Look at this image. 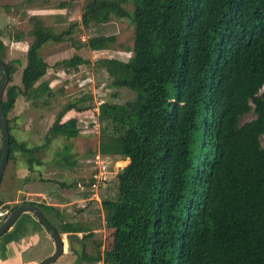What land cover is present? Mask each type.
I'll list each match as a JSON object with an SVG mask.
<instances>
[{
    "label": "trees",
    "instance_id": "1",
    "mask_svg": "<svg viewBox=\"0 0 264 264\" xmlns=\"http://www.w3.org/2000/svg\"><path fill=\"white\" fill-rule=\"evenodd\" d=\"M112 19L132 24L131 56L96 63L107 71L111 88L135 97L98 107L100 155L128 161L116 174V196L100 202L111 243L94 254L83 244L76 251L71 237L86 239L87 230L52 223L45 215L55 211L52 206L22 204L37 206L60 236L68 235L74 264H264V0H87L80 22L60 33L32 17L19 85H8L2 96L10 136L6 168L20 153L31 169L53 139L75 138L77 120L62 119L88 110L83 104L89 97L68 102L36 148L10 133L8 114L17 98L49 69L39 54L43 45L70 40L75 25L87 29ZM114 40L95 36L71 44L106 51ZM5 50L0 38L10 84L18 69L5 62ZM88 63L75 55L59 64L70 72ZM47 89L44 84L40 95ZM251 111L255 118L241 124ZM38 229L41 224L23 214L0 237V260L7 244Z\"/></svg>",
    "mask_w": 264,
    "mask_h": 264
},
{
    "label": "rangeland",
    "instance_id": "2",
    "mask_svg": "<svg viewBox=\"0 0 264 264\" xmlns=\"http://www.w3.org/2000/svg\"><path fill=\"white\" fill-rule=\"evenodd\" d=\"M87 0H21L17 4V8L11 11L9 8H4L6 2L0 1V13L5 18H0V37L6 46L5 62L14 63L17 66L18 72L13 75L12 82L8 85H19V77L21 69L25 64L26 55L23 50H16V54L11 55L9 47L13 43V36L16 32L27 34L32 28V23L27 16H33L34 12H26V7L33 8H57L61 2L68 3V15L72 16V20L64 21V25H57L52 18L45 19L48 27L53 28L54 32L60 33L66 30L71 24L80 22V14L83 5ZM16 2V0H12ZM19 6V7H18ZM11 7V6H10ZM27 7V8H28ZM131 10V6H127ZM10 11V12H7ZM16 14L17 18L10 21L8 17ZM28 13V15H27ZM51 13V12H50ZM24 16V19L21 18ZM26 16V17H25ZM30 18V17H29ZM10 21V23H7ZM20 24H18V23ZM15 24V25H14ZM73 33L65 41L59 43L49 42L39 51L40 56L49 63V70L46 76L43 77L32 89L27 96H19L15 102L14 109L8 114L9 125L11 126V134L19 142L26 144L28 148H36L45 143V135L56 119L59 111L68 102L73 100L89 97L83 104L88 107L84 113H67L62 122L75 118L77 120L78 135L72 139H66L61 136L53 139L46 147L41 148L37 154V158L43 161L42 167L38 172H34V178L47 174L50 178H57L59 172L56 167L63 164L62 158L73 160L74 166L72 174L67 173L70 169L65 168L62 173L67 182L75 181V191L73 197L79 201L73 206V213L62 212L59 222H69L87 230L86 239L81 240V234L77 237H71L72 248L80 251L83 244L88 254H94L96 249L100 251L106 250L111 243V233L105 227L104 213L100 202L104 199H113L117 193L116 174L122 170L128 163L119 157H103L106 162L107 172L105 184L92 182L93 174H97L96 163L94 156L99 154V144L101 143V125L97 121V114L94 109L103 104H123L132 100L135 97L134 92L127 89H113L110 87L111 78L107 71L98 63L101 59H115L121 62L127 61L131 56L133 46V26L128 19H112L109 23L103 25L92 24L89 28L83 29L81 25L73 26ZM4 33V34H3ZM95 36H113L114 43L109 46L106 51H92L87 47L75 49L71 42L86 43L87 40ZM30 38L29 36H26ZM32 39L30 38V44ZM78 55L89 63L82 65L78 69L65 72L59 64L64 60ZM1 79V76H0ZM46 84L48 89L44 95H40L42 86ZM260 93H264V87ZM94 114V115H93ZM255 118L251 111L241 119V124L251 121ZM97 126L93 127V122ZM68 147L65 152L64 148ZM2 148V134L0 131V149ZM65 152V153H64ZM20 153L15 154L18 157V164L25 163L20 157ZM11 163V162H10ZM8 164L5 173H3L2 182L0 185V202L15 200V194L8 191L9 183L12 182L13 164ZM14 171V170H13ZM37 180V179H36ZM52 183H46V186L53 189ZM15 204H6L0 206L1 210H7ZM64 245L68 246V235L61 236ZM74 256V255H73ZM76 258V257H75ZM74 263L76 259H74ZM73 263V264H74ZM1 264V263H0ZM101 264V263H91Z\"/></svg>",
    "mask_w": 264,
    "mask_h": 264
},
{
    "label": "crops",
    "instance_id": "3",
    "mask_svg": "<svg viewBox=\"0 0 264 264\" xmlns=\"http://www.w3.org/2000/svg\"><path fill=\"white\" fill-rule=\"evenodd\" d=\"M6 2L4 8L7 10L9 8L11 11H14L17 8V4L21 3V0H0ZM65 1V0H62ZM63 4V5H62ZM11 6V7H10ZM19 7V6H18ZM28 7V6H27ZM26 12H34L32 17H37L43 22H46L45 19L52 18L55 22H59L57 25H64V21H71L72 16L68 15L69 5L68 3L61 2L57 8H44L38 7L33 8L30 6L27 8ZM10 12V11H7ZM51 12V13H50ZM28 15V13H27ZM26 17V16H25ZM30 17V18H29ZM31 16H27V19H31ZM0 18H5L2 13H0ZM10 21L16 20L17 16L14 14L8 17ZM24 19V16L21 15V18ZM8 21L7 23H10ZM31 22V21H30ZM18 23V22H17ZM20 24V23H18ZM15 25V24H14ZM47 26V24H45ZM30 32V31H29ZM4 34V33H3ZM17 35L13 36V43H11L9 50H11V55L16 54V50L23 52L26 55L28 46L30 45V38L26 37L27 34H22V32H16ZM1 38V37H0ZM4 43V42H3ZM54 43V42H53ZM47 42L45 45H48ZM43 45V47L45 46ZM46 62V60H44ZM48 65L49 63L46 62ZM49 70V69H48ZM46 76V75H45ZM44 76V77H45ZM14 109V108H13ZM12 109V110H13ZM16 157V156H15ZM63 164L60 167H56L59 172L57 178H50L47 174H42V176H37L34 178V172H38L39 168L44 164L42 160L38 162H33L31 169L25 163L18 164V157L13 160L11 164L14 165L12 169L13 180L9 183L8 191H11L12 194H15V200L5 201L1 203V206L6 204H22V201H29L35 203H43L47 206H52L55 208L54 212L47 211L45 212L46 217L52 221L55 225H58V218L62 215V212L65 210L67 213H73V206L79 201L75 200L73 197L75 185L77 180L67 182L66 178L63 175L62 171L67 168L70 169L67 173L72 174L73 171V160L68 158H62ZM14 170V171H13ZM37 179V180H36ZM46 183H52L53 189L50 190ZM1 208V207H0ZM29 217L35 219L31 214L24 213ZM45 217V216H44ZM67 223H73L69 221ZM13 227L10 229L12 231ZM9 231V232H10ZM19 236V235H18ZM63 240V239H62ZM68 246L64 245L63 254L57 259L54 264H73L75 256L68 252ZM54 252V244L52 238L48 232L43 229H38L36 231H29L26 233L20 240L11 242L6 246L5 259L0 260L1 264H37L44 258L50 256Z\"/></svg>",
    "mask_w": 264,
    "mask_h": 264
},
{
    "label": "water",
    "instance_id": "4",
    "mask_svg": "<svg viewBox=\"0 0 264 264\" xmlns=\"http://www.w3.org/2000/svg\"><path fill=\"white\" fill-rule=\"evenodd\" d=\"M0 131L2 134V153L0 158V182L6 168L9 151H10V136L8 131V126L6 123V118L3 113L2 108V96L4 94L5 89L9 83V75L6 70L4 62L0 59ZM29 213L37 222L41 224V226L48 232L50 237L52 238L54 244V252L41 260L37 264H54L57 259L63 254L64 252V242L61 236L58 234L56 229L47 221V219L42 214L41 210L34 205L31 204H20L16 207L12 212L8 214L4 222L0 225V237L10 231V229L16 224L19 218L24 214Z\"/></svg>",
    "mask_w": 264,
    "mask_h": 264
},
{
    "label": "built area",
    "instance_id": "5",
    "mask_svg": "<svg viewBox=\"0 0 264 264\" xmlns=\"http://www.w3.org/2000/svg\"><path fill=\"white\" fill-rule=\"evenodd\" d=\"M94 112L98 115L97 108L94 109ZM96 126H97V123L94 121L93 127L95 128ZM102 158L103 157L100 155V153L94 156L95 163L97 166L96 167L97 174H93L92 180L95 182L96 186H98V184L104 185L106 181V175L108 174L106 170L107 168L106 162ZM8 214H9V211L0 209V225L4 222Z\"/></svg>",
    "mask_w": 264,
    "mask_h": 264
}]
</instances>
